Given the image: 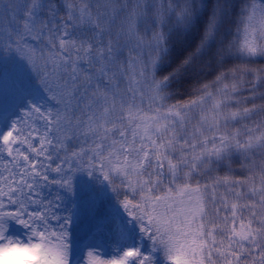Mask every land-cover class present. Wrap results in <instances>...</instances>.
I'll list each match as a JSON object with an SVG mask.
<instances>
[{"label":"snow or ice","instance_id":"1","mask_svg":"<svg viewBox=\"0 0 264 264\" xmlns=\"http://www.w3.org/2000/svg\"><path fill=\"white\" fill-rule=\"evenodd\" d=\"M264 264V0H0V257Z\"/></svg>","mask_w":264,"mask_h":264},{"label":"rangeland","instance_id":"2","mask_svg":"<svg viewBox=\"0 0 264 264\" xmlns=\"http://www.w3.org/2000/svg\"><path fill=\"white\" fill-rule=\"evenodd\" d=\"M0 264H37V258L29 253L16 252L0 257Z\"/></svg>","mask_w":264,"mask_h":264}]
</instances>
